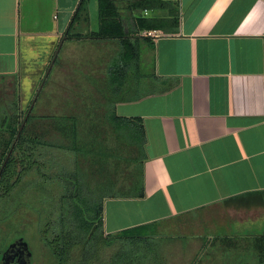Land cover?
Listing matches in <instances>:
<instances>
[{
	"label": "crops",
	"instance_id": "0c3cea01",
	"mask_svg": "<svg viewBox=\"0 0 264 264\" xmlns=\"http://www.w3.org/2000/svg\"><path fill=\"white\" fill-rule=\"evenodd\" d=\"M81 1L0 0V112L23 91L40 117L115 104L143 121L145 197L105 200L104 235L142 228L153 264H264L250 196L264 193V0H175L179 33H131L135 58L120 40L67 39ZM84 1L72 34L97 30V2ZM102 249L106 264L118 247Z\"/></svg>",
	"mask_w": 264,
	"mask_h": 264
},
{
	"label": "trees",
	"instance_id": "16d2710c",
	"mask_svg": "<svg viewBox=\"0 0 264 264\" xmlns=\"http://www.w3.org/2000/svg\"><path fill=\"white\" fill-rule=\"evenodd\" d=\"M96 1V32L72 34L75 23L86 11V2L82 0L68 27L67 39L120 40L122 54L127 51L129 57L135 58L139 55L138 45L129 40L131 33L154 31L168 36L179 33L176 1L127 0L130 2L127 17H123L118 7L120 0ZM132 10L168 14L134 18ZM30 104L23 111L18 103H9L0 112V136L8 138L0 148V203L4 206L8 202L21 203L31 189L42 195L41 199L48 205L44 211L48 216L46 227L53 230L49 248L56 264H71V254L78 248L80 257L76 264H93V261L104 264L99 261L101 249L115 244L118 250L106 264H153L147 257L149 247L143 249L145 240L139 234L142 228L126 230L116 237L105 236L103 232L105 200L145 197L147 158L143 121L118 117L115 104L110 102L85 107L80 118L27 116ZM263 195L262 192L250 196L255 197L258 206L264 205Z\"/></svg>",
	"mask_w": 264,
	"mask_h": 264
},
{
	"label": "rangeland",
	"instance_id": "374dc122",
	"mask_svg": "<svg viewBox=\"0 0 264 264\" xmlns=\"http://www.w3.org/2000/svg\"><path fill=\"white\" fill-rule=\"evenodd\" d=\"M175 1V0H171ZM97 2V1H96ZM130 2L126 0H121L118 3V7L124 10V13L129 16L127 8L129 7ZM97 7V4H96ZM168 12L166 11H155L151 12L141 10H132V15L134 18L137 17H165ZM148 32H141L137 37L140 41L142 37L148 38ZM133 40H135L133 38ZM44 72L41 73V76ZM32 74L31 76H33ZM35 76V75H34ZM39 83L34 82L33 91L38 88ZM25 88V87H23ZM23 101L21 106L23 111H26V107L29 102V97L26 98L25 91L22 92ZM31 98V97H30ZM22 103L25 105L22 106ZM84 113V112H83ZM8 138L7 136H0V148L3 146L4 141ZM34 190H30L23 196L20 200L21 203L8 202L5 204L0 203V249H3L6 245L16 239L24 240L31 249L34 257L35 264H56V258L53 256L52 252L49 249H46V245L43 243L42 233H46L48 230V239H51L53 230L50 226L46 227V221L48 216H46V204L44 199L42 200V195L36 193ZM44 198V196H43ZM18 204V205H17ZM21 204V205H19ZM256 206V205H255ZM257 208H264V205H258ZM103 250V249H102ZM101 251L100 254L104 255L103 257L109 256V250ZM80 257L79 248L75 249L71 254V264H76V261ZM93 264H98L96 261H93Z\"/></svg>",
	"mask_w": 264,
	"mask_h": 264
},
{
	"label": "flooded vegetation",
	"instance_id": "af4514ba",
	"mask_svg": "<svg viewBox=\"0 0 264 264\" xmlns=\"http://www.w3.org/2000/svg\"><path fill=\"white\" fill-rule=\"evenodd\" d=\"M42 237H43L42 241L46 245V249H49L52 252L51 248H49V245H50V242L52 241L53 237L51 236V239L49 240L47 233H42ZM16 240H13L8 245H6L3 249H0V264H26L28 256H30V264H34L33 253L31 251V249L29 248V245L23 240L27 245V249L29 251V254H28L26 252V250L24 249V246H22V245L12 246V244ZM9 248H10V250H9ZM52 254H53V252H52ZM53 256H54V254H53Z\"/></svg>",
	"mask_w": 264,
	"mask_h": 264
},
{
	"label": "water",
	"instance_id": "95a60500",
	"mask_svg": "<svg viewBox=\"0 0 264 264\" xmlns=\"http://www.w3.org/2000/svg\"><path fill=\"white\" fill-rule=\"evenodd\" d=\"M61 44H62V41L59 43L57 51L60 49ZM57 51H56V52H57ZM55 56H56V53H55V55H54V58H55ZM52 64H53V60L51 61V63H50V65H49L48 69H47L46 72L44 73V75H43V77H42V79H41V84H40V86H42L43 82L45 81V79H46V77H47V75H48V73H49V70H50V67H51ZM41 73H42V72H41ZM32 74L37 75V74H39V73H37V74H36V73H32ZM40 78H41V74H40L39 79H40ZM28 97H29V95L26 96V98H28ZM34 100H35V99H33L32 103L30 104V107H29V110H28L27 116L30 114V112H31V110H32V108H33ZM23 105H25V103H22V106H23ZM27 116L25 117V119H24V121H23L21 127H20L19 130H18V135H17V137H16V139H15V142H16V140L18 139V137H19V135H20V133H21V131H22V128H23V126H24V124H25V121H26ZM11 150H12V149H11ZM11 150L9 151V154H8L7 157H6V161H7L8 157H9V155H10V153H11ZM6 161H5V162H6ZM4 165H5V163L3 164V166H4ZM3 166H2V168H3ZM2 168H1V169H2ZM0 172H1V171H0ZM15 245H22V246H24V249H25L26 252L29 254V251H28V249H27V245H26V243H25L22 239H17V240L12 244V246H15ZM12 246H11V247H12ZM11 247H10V248H11ZM10 248H9V250H10ZM26 264H30V256L27 257V262H26Z\"/></svg>",
	"mask_w": 264,
	"mask_h": 264
}]
</instances>
